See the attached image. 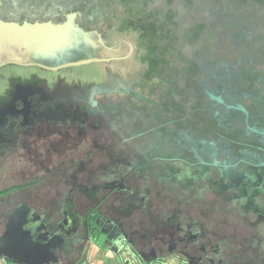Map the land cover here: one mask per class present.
I'll return each mask as SVG.
<instances>
[{
  "label": "rangeland",
  "instance_id": "obj_1",
  "mask_svg": "<svg viewBox=\"0 0 264 264\" xmlns=\"http://www.w3.org/2000/svg\"><path fill=\"white\" fill-rule=\"evenodd\" d=\"M102 1L103 0H98V2L96 3L93 0H66V3H61L63 8L60 9V12H62L63 18L67 21L64 22L65 27L61 25L58 26L59 29H61L62 27L67 28L66 25H68L69 22L71 23V26L74 24V26L76 25L77 28L73 27L74 30L62 32V34L60 33V35L54 37L53 42L49 47L41 45V50L35 52V54L37 53V59H39L40 62L44 63L45 65H41L40 67L19 66L21 68L11 67L8 65L2 67V69L0 68V129L4 124L6 117L9 114H14L16 107H18L17 101H24L29 97V95L31 96L33 94H39L43 99L46 100L55 97L69 96L75 98V100L83 101L90 106H95V99L101 97V94L99 93L113 92L117 90L139 91V84L144 83L145 80L147 82L149 67L155 68L157 64L156 62L154 63L153 61H150L152 58L154 59L153 50H151L150 47L151 42L144 41L142 39L140 41L139 36L140 33L142 34L143 32H145V28H142L143 22L145 20H147V23H149V25H147L148 27H155L154 24H152V20L147 19L149 18V16L145 14L146 16L143 15L144 17H141V20L136 27L130 26L126 22L123 24H119L116 22L111 23L110 16H112V13L110 12L109 14L108 11V4L110 2L104 3ZM164 1L159 0V2L157 3L156 0V3L152 4L151 6L148 4V11H152L151 14L152 16H154L153 19H155L156 22L160 25L167 24L169 26L171 25V23H173V25L171 26L175 25V27H177V31L173 30L174 36L179 39V42L171 44L169 42V38L163 35L164 33H161L158 29L154 28L153 31L156 32L160 41L162 43L164 42L168 47L173 48V45L174 47L178 46V48H180L181 46V52H184V54L188 55L192 53V50L197 52L196 57L201 63V65L199 66L201 67V69H199V72L201 74L199 73V75L195 77L197 82H202L203 85H207L208 83L212 86H217L224 81L226 83H231V81H233L231 83L232 85H230L232 89L235 90V92L245 89L244 86L247 88L250 79L248 81L247 79L243 78L242 80H238V83H236V76L240 74L238 70L228 68L224 75H219V78H217L213 74V71L216 69V65L213 64V66H211L210 68L209 64H207L208 61H206V56L215 54L213 56L214 62H216V64L217 62H221V60L219 61V59H221L220 54H224V52H226H223L221 50H223L222 48L224 47V45L229 46L231 42L235 47V51L231 50L234 62H236L237 59H240L248 64L254 57L259 58L258 56L264 53V0H202L208 1V5L205 6V9L200 11L198 9L199 0H171L170 3L169 0L167 2L166 0ZM35 4L39 5L37 9L45 8V5H43V2L40 0H37ZM159 4L165 6L164 10H156L155 6ZM179 4H182V6H180ZM175 9L178 14H174ZM164 11L166 12L164 13ZM194 11H198L200 18L203 21L202 26L199 30L201 38L197 37V35L195 34L192 39H190L189 37L185 39L182 34H187L188 32H191V30L196 28L192 25L196 22V20L194 21L192 19ZM42 12H45V10H42ZM210 12H213V14H211ZM214 14L216 15V18H212V15ZM172 15H174L175 17H172ZM39 16H43L42 18H46V16L42 14ZM194 16L196 17V15ZM42 18L36 20V22L42 20ZM170 18H173V20H170ZM24 21L26 24V29H32V26H34V24H37L31 23L28 20ZM176 21H178V23H176ZM141 22L142 25L139 28ZM78 23L82 25L84 29L80 27ZM233 23L240 24L238 25V27H232L236 26ZM40 25L48 27L51 25V23H41ZM164 29L166 30L165 27ZM224 29H228L227 32L229 33L231 32L232 39L230 38V35L225 36L224 33H221L222 30L224 31ZM239 37L241 38L240 45L238 46ZM89 40H95L97 42V45L89 42ZM140 42L142 44H140ZM111 46H113L114 49ZM117 49H119L118 52L112 51ZM208 49H212V52L208 51ZM258 49H260L261 52H259ZM115 53H119L121 55H116ZM176 54L179 55L178 59L181 62L185 63L184 57L180 56V54L177 52ZM88 55L92 56L95 59H97L98 57L104 58L103 61L95 60L87 64L72 66H69L68 62H65L60 65V67L62 68L59 70H52L49 68V66L56 64L58 60L65 61L72 58H83L88 57ZM118 58L121 59L117 60ZM247 64L245 66H247ZM258 67L264 69V59L260 60ZM211 73L212 75H210ZM260 76L262 79H264L262 75ZM149 77H151V75ZM168 80L169 79H167L165 85H167V87L169 88ZM148 83L157 84L158 79L156 80L154 78L153 80L152 78V81H148ZM239 84L241 85L239 86ZM149 86V84L143 85L142 89H147ZM171 87V90H177V86ZM184 88L186 89V84ZM261 88L262 93L264 94V85ZM24 93H28V95H25ZM235 94H233V99L237 100V96ZM191 101L193 100L190 98L189 101L186 102L188 108L193 105V102ZM257 102L259 108L261 109L257 108V106L253 104V110L264 111V99L259 98ZM197 103H199L202 108L205 101H203L202 99V101H197ZM233 103H235L234 105L239 104V102L237 101H234ZM227 110L228 114L232 115V119L229 120L228 126L222 127V130L225 129L228 132H232L234 129H237V125H239L240 123L238 114L239 110L242 111V109L239 108V106H228ZM201 114L202 119H200L199 121L200 126L191 128L188 122L186 124V126L191 129V133L193 134V136H197L198 132L200 133V137L206 133L211 132V123L209 121V117L207 115H203V113ZM192 127L194 126L192 125ZM156 133V135H158L160 134V131H157ZM246 137L247 139L252 140L256 139L257 136L249 135ZM190 139L189 141H192ZM153 142L154 141L150 140L139 141L137 146L141 151H145L146 149L153 148ZM122 144H124V141H121L120 146ZM157 145L158 150L153 154L157 157V159L150 164L154 170H156L157 168H164L163 164H167V167L171 166L172 168H179L180 170L177 171L178 174H176L175 176L178 181L181 179V177L183 178L185 175L192 173L191 168L193 170L195 169L194 167H190L189 165L184 164L182 161L173 160L171 161L170 165L169 161H161V159H159V156L165 155L166 157H169L170 155L171 158H174L179 152L177 151V147L174 148L173 146L172 148H169V142H165V139L164 141L160 140L155 146ZM191 159L194 162L198 161L195 156L191 157ZM0 160V189L8 187L9 185L11 186L15 182L26 183L27 176H29L28 180H32L33 178H36L38 176L37 174L32 175L30 173L32 172V168L35 170V167L27 164L26 161L28 159H13L10 155V158H1ZM108 165L109 166H105L102 170L98 171L99 177L101 175L103 178L102 180L106 178L107 174L110 176V174L112 173L109 162ZM244 165L246 167H249L246 164ZM47 166H49V164ZM244 169V166L242 167L239 165V171H241L243 174L246 173L245 175H247L249 170ZM63 170L64 169H62V171ZM69 171L70 170H68L67 174H65L63 177H65L66 175L68 176ZM164 173L166 175L162 178L163 180H165V182H160L159 176L158 179L154 178L150 180V187L153 191L152 196H154L152 198V201L154 200V198L157 199L159 197L160 200H167V203L169 205V200L173 203L183 200L180 205L190 207V211H193V213L187 214V212L181 218L182 220H186V218H188L190 215L192 219H199L203 221V224L207 226V228L211 229L212 227L218 233L226 232L225 235H227L228 237H230L231 232H237L238 235L242 234L243 232L240 227H246L247 223L245 222L248 221L250 216L256 220V217L252 216L257 215V213H253V209H250V213L252 215L250 213H248L247 215L246 213L249 211L247 205L245 208H243V206L238 207L235 204H229V202L227 201L228 198H223L219 190H217L216 192L214 187H210V185H207L205 178H202V176L200 179L202 187L193 188L191 193L188 192L182 185H179L173 181L169 183V173L167 174L166 171H164ZM56 176L60 175L49 176L50 178H53L50 181L46 180V177L48 176L45 175L42 177L41 183L44 182V184L46 185L48 183H52ZM156 176L157 175L154 174V177ZM140 178L141 185L137 189V191H140V194H142V191L139 189L144 187L142 178L145 177L140 176ZM246 178L240 177L239 179L243 182H248L249 184L250 182ZM90 184L95 183L91 181ZM55 186L59 190H64V188L67 187L69 189L71 185L57 183L55 184ZM46 187L43 185L40 187L41 190H39L38 187L33 186L32 188L30 187L31 189H29L28 187V191H11L9 192V199H12V202L15 203V198L18 195H21L20 193H24V196H21V200H27V197H29V193L34 201H37V199L33 198L32 196V194L34 193L37 195L41 194L42 196L45 195L46 198H48L53 190H49ZM211 191H213V193H211ZM13 193H15L16 195ZM71 194L72 193L70 192L69 195ZM77 195L79 196L77 197L78 201L81 202L83 195L80 191L77 193ZM91 196L92 198L88 199L87 202L80 203V205H78L75 210L84 212L87 208L84 206L85 204H88L89 202V205L91 206L93 203H95L93 201L95 199V195L93 194ZM98 196L102 197L103 191H99ZM211 201H215L213 207L209 205V202ZM247 201L251 204L252 199L248 198ZM41 203H39V206L35 208L41 211H45L51 208L49 203L52 202ZM194 204L195 206L198 205L196 209L195 207H192V205ZM54 205H56V202L54 203ZM136 207L138 209H141L139 208L140 206L138 205V203L136 204ZM3 208L6 209L7 205H3ZM101 208L102 211L106 212L108 209L110 211V215L116 212L115 217L114 215L112 216L116 218L118 222L123 224L129 223V220L126 219L128 218V216L132 217L134 220L137 217V226L139 224L142 231L146 229L144 220L147 217L145 216L143 220L142 216L139 213H135L134 210L132 211L129 210V208L126 209L121 207L120 202L116 200L113 195L109 196V198L104 202V207L100 206L99 210ZM199 208H201V213L197 212ZM162 209L164 210L165 208ZM167 209H169V207ZM236 209L240 213H237ZM129 212L133 213L129 214ZM140 212H142V210H140ZM225 216L241 217L242 219L240 221L239 219L236 220L237 228L239 230L231 231L230 228L226 226L228 222L227 220H225ZM261 223L262 224L257 226L256 230H264V222ZM91 235L92 237H97L96 234ZM138 237L142 238L140 234H136L134 236V238L136 239ZM244 239L245 236L240 235L236 243L237 246L235 245V240H233L232 243H229L232 248L228 250V253L226 252L227 248L225 247V242L221 240L222 249L220 253L217 254V257L220 260V264H229L228 256L231 257L232 254H236L238 256V258L235 260V262H238L237 264H240L243 259L249 260L251 264L256 263L255 261L257 260V249L255 247V244L253 243L254 235L253 237L247 239V243H249L247 245L248 248L240 246L243 243ZM262 241L264 243V240ZM237 247L241 249H236ZM177 249L180 250L182 249V247L179 246ZM208 251L209 259H215L216 251L214 253L213 250ZM206 264L209 263L206 262Z\"/></svg>",
  "mask_w": 264,
  "mask_h": 264
},
{
  "label": "trees",
  "instance_id": "obj_2",
  "mask_svg": "<svg viewBox=\"0 0 264 264\" xmlns=\"http://www.w3.org/2000/svg\"><path fill=\"white\" fill-rule=\"evenodd\" d=\"M93 1L96 3L98 2V0ZM167 1L168 0H166V2ZM102 2H110L108 4V11L109 14L110 12L112 13V16H110L111 23L116 22L123 24L126 22L130 26L136 27L139 24L141 17L146 14L149 16L147 19H151L153 22L152 24H154L155 27L153 28L158 29L161 33H164L163 35L169 38V42L171 44L179 42V39L174 36L173 31H177V27H175V25L171 26L173 23L169 26L167 24H158L156 20L153 19L154 16L151 14L152 11H148L147 5L149 4L151 6L152 4H155L156 0H103ZM158 2L159 0H157V3ZM170 2L171 0H169V3ZM31 5H33L32 2L30 3V6ZM179 5L182 6V4ZM206 5H208V1L199 0V11L205 9ZM164 7V5L160 4L155 6L156 10H164ZM166 11H164V13ZM210 13L213 14V12ZM174 14H178L176 9L174 10ZM194 15H196V17ZM194 15H192V19L194 21L196 20V22H192L194 23L192 25L196 28L187 34H182L185 39L188 37L192 39L195 34L197 37L201 38L199 30L203 21L200 18L198 11H194ZM172 17L175 16L172 15ZM212 18H216V15H212ZM170 20H173V18H170ZM147 22V20L143 22L142 28H145V32L142 34L140 33L139 40L141 41L142 39L144 41L151 42L150 47L151 50H153V57L155 60L151 57L152 59L150 61H153L154 63L156 62L157 64L155 68H149L148 72L149 76L151 75V77H149V81L151 82L152 78L153 80L155 78L156 80L158 79V83L149 84L150 86L147 90L144 89V92L147 91V94L152 92L153 99H149L152 106L146 104L139 105L140 102L137 101L136 95L131 92H114L109 95H101L98 101L100 107L103 109L101 108L98 110H103V112L95 111V120L93 123L89 126L82 125L80 127H76L71 134H67V136L76 137L77 146L74 148L76 155L71 158L50 160L48 163L49 166H53L55 164L56 167H60V170L52 175L45 174L48 176L46 177V180L51 181L53 179L49 176L60 175L56 176L54 181H58L60 179L62 181L66 180V182H69L72 180L79 185L90 184V182L93 181L95 183V187L99 186L100 189L102 188L104 200L109 197V193L116 189H107L105 188L106 184L118 181L122 176H126L127 186L132 188L133 195L135 194L136 196L142 197L144 195V190L142 188L139 189L142 191V194H140V191H137L139 187L137 188L134 186V182H131V178L136 175V166L142 161V159H144L145 151H151L153 148L141 151L137 144L139 141H152L157 134V131H160L159 135H161L162 138L166 135L169 136L167 141L170 145L169 148H172L173 146L174 148L177 147V151L179 152L174 158H171L169 155L171 158L169 159V165L173 160L186 162V155H192L194 151L202 145L200 142L202 139L207 142V146L229 147L230 150L235 149L240 151V153H244L243 146L236 143V141L248 143L246 136L256 135V132L249 130L244 124L247 116H251V126L261 128L262 131H264V126H260L258 125V122H256L260 121V123L264 125V111H254L252 107V105L255 104L257 108H259V105L257 104L258 102H239L238 105H234L235 103L233 102L235 99H233V94L238 93L241 90L235 92V90L232 89L231 83L233 81H231V83H226L224 81L217 86H212L208 83V86L204 84L206 88L214 90L210 93V95H208L201 86L202 82L200 84L195 79V77L200 73L199 69H201V67H199L201 63L196 57L197 52L190 48L192 53L188 55L181 52V46L180 48H178V46L174 47L173 45V48L168 47L164 42L162 43L160 41L156 32L153 31V28L147 26L149 25ZM176 23H178V21H176ZM236 23H233L236 26L232 27H238L240 23ZM228 29H224V31L222 30L221 33H224L225 36L230 35V38L232 39L231 32H227ZM240 38L241 37H239L238 46L240 45ZM140 44L142 43L140 42ZM222 49L223 50L221 51L226 52H224V54H220L221 59H219V61L221 60V62H217V64L213 59L215 54L207 55L208 57L206 56V61H208L207 64H209L210 68L213 64L216 65V69L213 71V74L219 78V75H224L228 68L238 70L240 74L236 76V83H238V80H242L243 78L248 81L250 79L248 87L246 88L244 86L245 90L240 92L241 95H243L246 91H253L254 95H262L264 98V94L259 93L262 92L261 87L264 85V79L260 76L262 75L264 77V69L258 67L260 60L264 59V53L259 55V58L254 57L247 64L240 59H237L236 62H234L231 50L235 51V47L231 42L229 46L224 45ZM258 50L261 52L260 49ZM175 51L179 53L180 56L184 57L185 63L178 59L179 55H177ZM208 51L212 52V49H208ZM246 64L247 66H245ZM210 75H212V73ZM167 79H169V88L165 85ZM185 84L186 89L184 88ZM240 85L241 84H239V86ZM171 86H177V90H171ZM229 96H231V98H229ZM190 98L193 100L191 101L193 102V105L188 108L186 102H188ZM201 99L207 100L206 104L204 103L205 106L202 108L199 103H197V101H200ZM71 102L74 104L76 103L74 101ZM217 102L218 104L223 105L225 109H227L228 106H239V108L242 109V111L239 110L238 116L240 118V123L237 125V129H234L232 132H228L225 129L222 130L223 126H228L229 120L232 119V115L227 113L217 114ZM140 106H142V108H140ZM201 113L209 117L211 132L206 133L201 137L198 132L197 136H193L191 129L186 126V124L188 122L191 128L200 126L199 121L202 119ZM192 125L194 127H192ZM189 139L192 141H189ZM121 141H124V144L120 146ZM210 141H213L214 144H210ZM123 150L127 151V155L125 157L119 154V152H122ZM108 162L110 163L112 173L110 176L107 174L106 178L102 180L103 178L101 175L99 177L98 171L102 170L105 166H109ZM65 167L66 169L67 167L70 169L71 174L63 177L66 174L64 172L66 170ZM121 168L123 171H121ZM170 168L172 167L169 166V183L173 181L185 187L192 183L193 180H191V177L186 175L177 181L175 178L176 173L172 171L180 169L173 168V170H171ZM62 169L64 170L62 171ZM158 176L160 182H165L162 178L164 173H160ZM42 177L43 175H40L39 178L37 176L35 179L41 180ZM195 177H197V172L195 173ZM193 188L194 187H191L188 192L192 193ZM219 190L223 198L227 197L229 204H232L231 198L233 197V194L228 190H224L222 187L219 188ZM4 191L5 190L0 191V193ZM146 193L147 196H150L151 190L147 188ZM211 193H213V191H211ZM182 201L183 200L179 202L177 201L173 203L172 206H170L169 202V221L164 218L166 215L165 209H162L161 212H157V214L151 212L154 216L152 218H145L144 221L146 224V231L143 233H140L142 230H140V227L138 228V226L124 225L120 222L116 223V228H118L125 235V237L128 238V243H130L137 251V259L133 264H166L165 257L176 253L184 256L190 264H206V262L212 264L213 262H211L208 255L206 256L203 251L199 249V245L197 243L198 238L193 236V233L190 234V228L196 229L195 231H199L200 234H203L202 241H205V247L212 246L217 249L221 247V240L224 241L227 253L228 250L232 248L229 243H232L233 240H235L236 245L240 235L245 236L243 243L240 245L245 248H248L247 245L249 244L247 243V239L253 237L254 235L253 243L257 249V260L255 261V264H264V243L262 241L264 240V235L262 236L264 230H256V226L262 224L261 222L255 224L251 223L248 219V221L245 222L247 223L246 227H240L243 232L242 234L238 235L237 232H231L230 237H228L225 235L226 232L218 233L212 227L211 229L207 228V226L203 224V221L199 219H190V217L185 221V219L181 220L179 217H176V210L179 208L183 210L184 213H193V211H190V207H185L183 205L182 207L178 206V203L181 204ZM209 205L212 206V201L211 203L209 202ZM242 205L243 208L246 207L244 203H242ZM163 206V208H166L165 204H163ZM197 206H195V204L192 205L195 209ZM197 212L201 213V208H199ZM90 213L91 212L88 213L89 215L87 214L88 218L90 217ZM246 214L248 215V213ZM92 216L95 219H103L102 212L98 210V208H96V212L93 211ZM225 217L226 219H223L227 220L228 224H226V226L229 227L231 231L239 230L237 228L236 220L239 219L240 221L242 219L241 217ZM132 221L136 222V218ZM134 230L135 233L140 234L142 238H134V234H132ZM187 231H189L188 234L186 233ZM181 243H185L188 247H183L178 250L177 248L181 246ZM236 249L241 248L237 247ZM217 254H219V252L215 253L216 256L214 260L220 262ZM237 258L238 256L236 254H232L231 257L228 256L229 264H237L238 262H235ZM83 263L84 262L81 259H78V261L73 264ZM240 264L251 263L249 260L243 259Z\"/></svg>",
  "mask_w": 264,
  "mask_h": 264
},
{
  "label": "flooded vegetation",
  "instance_id": "obj_3",
  "mask_svg": "<svg viewBox=\"0 0 264 264\" xmlns=\"http://www.w3.org/2000/svg\"><path fill=\"white\" fill-rule=\"evenodd\" d=\"M36 1L37 0H0V68L1 69L2 67L8 65L11 67H19V66L40 67L41 65H45L44 63H41L39 59H37L36 57L37 53L35 54V52L41 50V45H44L45 47H49L53 42V40L51 41L50 44L45 45L43 44V42L41 44L39 39L36 40L31 38L32 36L33 37L35 36V33L38 35L39 31L37 30L38 29L37 27L41 23L49 22L51 23L50 27H52L53 24V26H55L54 28H57L58 26L61 25L64 26V22L67 20L63 18V14L62 12H60L61 11L60 9L63 8L61 3H66V0H40L43 2V5H45V8H40L41 10L37 9L39 5L35 4ZM31 2L33 5L30 6ZM42 10H45V12H42ZM41 14L45 15L46 18H42L43 16H39ZM40 18H42V20L36 22V20H39ZM24 20H28L31 23H37V24H34V26H32L33 28L28 31L29 28L27 29L25 28L26 24ZM78 25L82 27V25H80L79 23ZM66 26L70 30H74L73 27H76V25L74 26V24L71 26L70 22ZM54 28L52 30L55 32L56 29ZM31 30H36V31L30 32ZM21 34L22 36L18 37ZM27 36H30L31 40H29ZM62 62L63 61L58 60L56 64H53L51 66L48 65V66L52 70H59L62 68L60 67V65H62ZM148 81H149V72L147 74V82ZM147 82L145 80L144 83L139 84L138 89L140 88L141 92L140 90L139 91L117 90L113 92H103L99 94L109 95L110 93H114V92H128V93L131 92L136 95L137 101L140 102L139 105H145V104L151 105L149 99L153 97L152 92L147 94V92H144V89H142L143 85H146ZM202 88L205 92H207L208 95H210V93L214 91L213 89L206 88L204 85H202ZM244 90L245 89L241 90L240 92ZM240 92L235 94L237 96V100L234 101L240 103L249 102V101L257 102L259 98H263L262 95H254L253 91L250 92L246 91L244 92L243 95H241ZM24 94L28 95V93H24ZM229 98H231V96H229ZM96 99L94 102L95 106H90L89 104L83 101L75 100V98L69 96L55 97L46 100L43 99L39 94H33L31 96L29 95V97L24 101H20V100L17 101L18 107H16L14 114L12 115L9 114L6 117L4 124L1 126L0 129V159L10 158V155L11 158L13 159H18V160L28 159L26 161L27 164L31 165L32 167H35V170L32 168V172L30 173L32 175L37 174L38 178L40 175L45 176V174H55L57 171L60 170V167H56L55 164L53 166H47L50 160L53 159L56 160L59 158H71L76 155L74 152L75 151L74 148L77 146L76 137L67 136V134L68 133L71 134V132L74 131L76 127H80L82 125L89 126L91 123H93V121L95 120V113H94L95 111L103 112V110H98L101 109L102 107H100L99 105V101H98L99 98ZM71 101H74L76 103L74 104ZM200 101H202V99ZM203 101H205L206 104L207 100L203 99ZM140 108H142V106H140ZM216 108H217L216 110L217 114H223V113L228 114V110L225 109L223 105L218 104V102ZM250 117L251 116L246 117L244 124L249 130L256 132L257 137L256 139H252V140L248 139V143L236 141V143L243 146L244 153H240V151H237L235 149L230 150L229 147H213V146L210 147L207 146L206 145L207 142H205V140L202 139L200 141L202 145L199 146L198 149L195 150L192 155L187 154L186 155L187 161L183 162L184 164H187L190 167H194V168L196 167L194 170L191 168L192 173L186 175L191 177V180H193L192 183H190V185L186 187L185 186L183 187L187 191H189L191 187L201 188L202 184L200 182V179L202 176V178H205L206 184L210 185V187H214L216 190H219V188L222 187L224 190H228L229 192H231L233 194V197L231 198L232 202L230 201L232 204H235L236 206L240 207L243 206L242 203H245V205H247V207L249 208V211L247 213H250V209H253V213L255 214L257 213V215H252L251 213L250 214L256 217V220L251 216L249 217V220L251 219L250 220L251 223L258 224L259 222H264V131H262L261 128H256L254 126H251ZM256 122H258V125L264 126L263 124L260 123V121H256ZM158 135H155L154 139L152 140L154 141L153 150L145 151L144 159H142V161L136 166L137 168L136 175L131 178V182H134V186L138 188L141 185L140 176L145 177L142 178V181H144L142 182L144 184V187L142 188L144 190V195L142 197L136 196L135 194L133 195L132 188H129L126 184L127 183L126 176H122L121 179L118 181H114L109 184H106L105 188L107 189L116 188L108 195L109 196L113 195V197H115L116 200L120 202L121 207L126 209L129 208V210L132 211L134 210L135 213H139L142 216L143 220L145 216L147 218H152L154 216L152 215V213L157 214V212H161L162 208L164 207L163 204H165L166 215L164 218H166V220L169 221V209H167L169 207L167 203L168 201L163 199L160 200L159 197L157 199L154 198V200L152 201V198L154 196H152L153 191L151 190L150 187V183H151L150 180L154 178L158 179V175L160 173H164V171H166L167 174L169 173V167H167V164H163L164 168L162 169L157 168L156 170H154L150 165L154 160L157 159V157L153 155L154 152L158 150L157 149L158 146L155 145L160 140L164 141L165 139V142H167L169 139V136L167 135L164 136L163 138L161 137V135L159 136ZM210 144H214V142L210 141ZM119 154L125 157L127 155V151L123 150L122 152H119ZM194 156L198 159V161L194 162L191 159V157ZM159 159H161V161L164 160L168 162L169 159L171 158L162 155L159 156ZM244 164H246L249 167H246ZM239 165L242 167L244 166L245 169L249 170L247 175H245L246 173L243 174L241 171H239ZM170 169L173 170V168ZM68 170L70 169L67 167V169L65 170L66 174ZM121 171H123L122 168ZM177 171L179 170H173L172 172L178 174ZM222 171L224 174L222 173ZM196 172H197V177H195ZM20 174H24V173H20ZM69 174H71V171H69ZM154 174H156L157 176L154 177ZM165 175L166 174L164 173V176ZM148 176L150 177V179ZM240 177H244V178L247 177L246 179H248L250 183L248 184V182L241 181L239 179ZM28 179L29 176L26 177L27 180L26 183L15 182L11 186L9 185L8 187H4L0 189V191L3 190L5 191L8 190V192L11 191L17 192V191H26V190L28 191V187L29 189H31L33 186L38 187L39 190H41L40 189L41 186L43 185L45 187L49 186L46 188L53 191L51 195L48 196V198H46L45 195L42 196L41 194L37 195L35 193L32 194V196L33 198L37 199V201H34L31 198L30 193H29V197L27 198L30 199L31 202L33 201L34 204L38 202L39 203L52 202L49 203L51 208L42 212L54 218L55 222H57L61 217L67 216V218H69V216L71 215L77 216V214H80V217H82L85 222L84 224L85 229L82 230V233H85L86 237L89 234L99 235L100 233H105L106 237H108L109 239L110 237H112L113 229L116 228L117 226L116 223H119L116 220V218H114L116 212L110 215V211L108 209L106 212V211H102L101 208L100 211L102 212L103 219L102 218L95 219L92 216L93 211L96 212V208H98L99 210L100 206L104 207V202L109 198L108 197L107 199L103 200L104 194L102 197L98 196V192L102 191V188L100 189L99 186L95 187V184L79 185L73 182L72 180H70L69 182H66V180L62 181L60 179L58 181L53 180L52 183H48L46 185L44 184V182L41 183L42 180L40 179H35V178H33L32 180H28ZM57 183L69 184L71 186L69 187V189L67 187L64 188V190H59L55 186V184ZM147 188L151 190L150 196H147L146 193ZM79 191L83 195L81 202H79L77 198L79 197L77 195ZM70 192L72 193L71 194L72 197L71 195H69ZM20 194H21L20 196H24V193H20ZM93 194L95 195V199L93 200L95 203H93L91 206L89 205V202L88 204H85L84 206L87 208L85 209L84 212H79L75 210V208L78 205H80V203L87 202L88 199L92 198L91 195ZM0 197L3 196L1 195ZM248 198L252 199L251 204L248 203L247 201ZM24 201L25 199L20 200L21 203H24ZM55 202L56 205H54ZM169 202H170V206H172L173 202H171L170 200ZM39 203L36 204V206H39ZM137 203L140 206L139 208L141 209H138L136 207ZM214 203L215 201H212L211 207L214 206ZM124 204H126L127 206ZM178 206L182 207L180 203L178 204ZM140 210H142V212H140ZM89 212L91 213H90V217L88 218ZM236 212L240 213L237 209ZM130 213L133 212H129V214ZM176 213H177L176 217H179L180 219L184 216V214H186L180 208L176 210ZM112 215H114V217ZM188 218H190V215ZM126 219L129 220V223L128 224L125 223L124 225H132L135 227L137 226L136 222L132 221L134 220L132 217L128 216V218ZM139 227L140 225L138 224V228ZM139 229L141 230V228ZM189 230L191 231L190 234L193 233V236L198 238L197 243L198 245H201L199 246V249L202 250L206 256L209 255L208 250H213V253L215 251H216L215 253L217 252L220 253L222 249L221 247L217 249H215V247L212 246L205 247V243H204L205 241L204 240L202 241L203 234H200L199 231H195L196 229L190 228ZM144 231L146 230L144 229ZM144 231H140V233H143ZM186 233L188 234L189 231H187ZM132 234H137V233H135L134 230ZM263 235L264 232L262 233V236ZM59 236L60 235L56 234L54 236L55 237L54 239L60 240ZM127 245H131V244L128 243ZM180 247L183 248L188 246L185 243L184 244L181 243ZM210 260L211 262H213L212 264L220 263L215 261L214 259H210Z\"/></svg>",
  "mask_w": 264,
  "mask_h": 264
},
{
  "label": "crops",
  "instance_id": "obj_4",
  "mask_svg": "<svg viewBox=\"0 0 264 264\" xmlns=\"http://www.w3.org/2000/svg\"><path fill=\"white\" fill-rule=\"evenodd\" d=\"M54 27L39 25L38 35L35 33L31 39H39L41 44L43 42L48 45L54 37L70 30ZM53 28L56 29L55 32ZM34 31L36 30L30 32ZM21 36L22 34L18 37ZM27 37L31 40L30 36ZM89 42L97 45L95 40ZM112 51L118 52L119 49ZM92 58L88 55L83 58L67 59L62 63L69 64ZM103 58L98 57L97 61H103ZM119 59L121 58L117 60ZM1 195L3 197H0V264H73L78 259H81L83 264H133L137 259V251L132 245H127L129 242L127 237L118 228L113 229L110 239L105 233H100V238L99 235L92 237L90 234L86 237L85 233H82L85 222L80 214L68 215L69 218L61 217L55 222L54 218L36 209L38 206L30 199L21 203L19 195L13 203L12 199H9L8 190L0 193ZM3 205H7V208L4 209ZM56 234L60 235V240L54 239ZM165 263L190 264L179 253L165 257Z\"/></svg>",
  "mask_w": 264,
  "mask_h": 264
},
{
  "label": "water",
  "instance_id": "obj_5",
  "mask_svg": "<svg viewBox=\"0 0 264 264\" xmlns=\"http://www.w3.org/2000/svg\"><path fill=\"white\" fill-rule=\"evenodd\" d=\"M142 17H144V16H142ZM141 25H142V22L140 23L139 28L141 27ZM131 51H132V50H131ZM95 60H97V59L92 58V59H88V60H82V61H78V62H74V63H69L68 65H79V64H85V63H89V62H91V61H95Z\"/></svg>",
  "mask_w": 264,
  "mask_h": 264
}]
</instances>
